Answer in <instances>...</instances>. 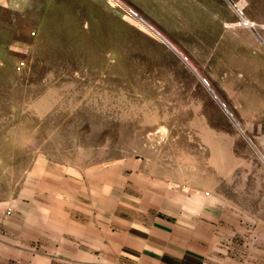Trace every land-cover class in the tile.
I'll use <instances>...</instances> for the list:
<instances>
[{
  "label": "rangeland",
  "instance_id": "1",
  "mask_svg": "<svg viewBox=\"0 0 264 264\" xmlns=\"http://www.w3.org/2000/svg\"><path fill=\"white\" fill-rule=\"evenodd\" d=\"M120 1L235 121L119 3L30 0L0 9V158L144 155L264 215V0Z\"/></svg>",
  "mask_w": 264,
  "mask_h": 264
},
{
  "label": "crops",
  "instance_id": "2",
  "mask_svg": "<svg viewBox=\"0 0 264 264\" xmlns=\"http://www.w3.org/2000/svg\"><path fill=\"white\" fill-rule=\"evenodd\" d=\"M92 151L0 158V264H264L255 207L153 157Z\"/></svg>",
  "mask_w": 264,
  "mask_h": 264
},
{
  "label": "bare ground",
  "instance_id": "3",
  "mask_svg": "<svg viewBox=\"0 0 264 264\" xmlns=\"http://www.w3.org/2000/svg\"><path fill=\"white\" fill-rule=\"evenodd\" d=\"M116 3H119L130 15L135 17L137 20H139L143 25H145L147 28H149L157 37H159L162 41H164L168 46H170L173 50H175L178 55L187 63L188 66L196 73L197 70L191 66V63H189L184 56L169 42V40L158 30H156L154 27H152L146 20H144L140 15H138L133 9L122 3L120 0H113ZM232 7V6H231ZM243 22L248 25L247 22L243 19ZM249 26V25H248ZM198 76V75H197ZM233 115V114H232Z\"/></svg>",
  "mask_w": 264,
  "mask_h": 264
},
{
  "label": "water",
  "instance_id": "4",
  "mask_svg": "<svg viewBox=\"0 0 264 264\" xmlns=\"http://www.w3.org/2000/svg\"><path fill=\"white\" fill-rule=\"evenodd\" d=\"M195 70V69H194ZM197 75L200 78V80L205 84V86L207 87V89L209 90V92L215 97V99L217 100V102L222 106V108L226 111V113L230 116V118L232 120H234L232 114L230 113V111L227 109V107L222 103V101L218 98V96L216 95V93L213 91V89L210 87V85L207 83V81L202 77V75L198 72ZM235 121V120H234Z\"/></svg>",
  "mask_w": 264,
  "mask_h": 264
}]
</instances>
